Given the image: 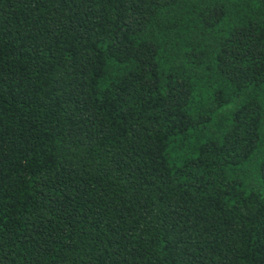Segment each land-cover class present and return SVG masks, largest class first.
Returning a JSON list of instances; mask_svg holds the SVG:
<instances>
[{"label": "trees", "instance_id": "trees-1", "mask_svg": "<svg viewBox=\"0 0 264 264\" xmlns=\"http://www.w3.org/2000/svg\"><path fill=\"white\" fill-rule=\"evenodd\" d=\"M0 264H264V0H0Z\"/></svg>", "mask_w": 264, "mask_h": 264}]
</instances>
